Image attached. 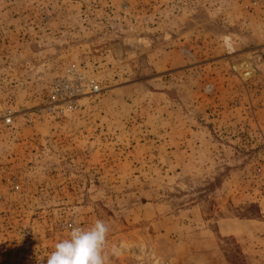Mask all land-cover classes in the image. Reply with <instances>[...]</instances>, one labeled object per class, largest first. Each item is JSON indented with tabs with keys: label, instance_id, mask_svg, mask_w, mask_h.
Wrapping results in <instances>:
<instances>
[{
	"label": "rangeland",
	"instance_id": "obj_1",
	"mask_svg": "<svg viewBox=\"0 0 264 264\" xmlns=\"http://www.w3.org/2000/svg\"><path fill=\"white\" fill-rule=\"evenodd\" d=\"M97 219L108 264H264V4L0 0V264Z\"/></svg>",
	"mask_w": 264,
	"mask_h": 264
},
{
	"label": "clouds",
	"instance_id": "obj_2",
	"mask_svg": "<svg viewBox=\"0 0 264 264\" xmlns=\"http://www.w3.org/2000/svg\"><path fill=\"white\" fill-rule=\"evenodd\" d=\"M109 225L97 219L90 227H72L67 237L54 245L47 264H108Z\"/></svg>",
	"mask_w": 264,
	"mask_h": 264
},
{
	"label": "built area",
	"instance_id": "obj_3",
	"mask_svg": "<svg viewBox=\"0 0 264 264\" xmlns=\"http://www.w3.org/2000/svg\"><path fill=\"white\" fill-rule=\"evenodd\" d=\"M253 4L259 5V4H264V0H250Z\"/></svg>",
	"mask_w": 264,
	"mask_h": 264
},
{
	"label": "bare ground",
	"instance_id": "obj_4",
	"mask_svg": "<svg viewBox=\"0 0 264 264\" xmlns=\"http://www.w3.org/2000/svg\"><path fill=\"white\" fill-rule=\"evenodd\" d=\"M244 65V63L241 65L240 64V66H243ZM246 68H248V66H249V64L247 63L246 65H244ZM248 70V69H247Z\"/></svg>",
	"mask_w": 264,
	"mask_h": 264
}]
</instances>
